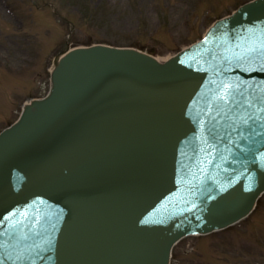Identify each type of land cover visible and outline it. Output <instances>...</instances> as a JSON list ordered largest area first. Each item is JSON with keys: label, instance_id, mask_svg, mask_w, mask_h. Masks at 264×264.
Instances as JSON below:
<instances>
[{"label": "water", "instance_id": "obj_1", "mask_svg": "<svg viewBox=\"0 0 264 264\" xmlns=\"http://www.w3.org/2000/svg\"><path fill=\"white\" fill-rule=\"evenodd\" d=\"M263 37L264 0L216 22L198 52L231 39L238 60L207 86L189 51L163 65L103 46L55 59L50 95L0 134V264H169L181 237L250 213Z\"/></svg>", "mask_w": 264, "mask_h": 264}, {"label": "rangeland", "instance_id": "obj_2", "mask_svg": "<svg viewBox=\"0 0 264 264\" xmlns=\"http://www.w3.org/2000/svg\"><path fill=\"white\" fill-rule=\"evenodd\" d=\"M250 0H0V132L50 88L67 48L134 46L167 59ZM170 264H264V194L253 213L207 236H188Z\"/></svg>", "mask_w": 264, "mask_h": 264}, {"label": "bare ground", "instance_id": "obj_3", "mask_svg": "<svg viewBox=\"0 0 264 264\" xmlns=\"http://www.w3.org/2000/svg\"><path fill=\"white\" fill-rule=\"evenodd\" d=\"M164 60H165V59H162V58H161V59H160V62H164Z\"/></svg>", "mask_w": 264, "mask_h": 264}]
</instances>
